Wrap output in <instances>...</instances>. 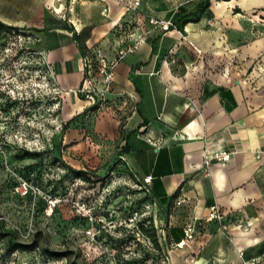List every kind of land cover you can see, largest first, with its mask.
I'll use <instances>...</instances> for the list:
<instances>
[{"label":"crops","instance_id":"crops-1","mask_svg":"<svg viewBox=\"0 0 264 264\" xmlns=\"http://www.w3.org/2000/svg\"><path fill=\"white\" fill-rule=\"evenodd\" d=\"M193 1L190 8L181 4V15L201 0ZM135 2L147 15L145 24L127 37L115 36L114 25ZM48 4L97 9L86 46L101 47L110 58L121 46L141 40L117 64L104 103L92 110L91 100L79 93L86 68L75 38V31L86 26L56 22L38 32L60 91L64 121L83 115V125L71 122L66 133V164L84 169L85 164L105 163L112 152L143 181L151 176L145 184L165 214L161 232L168 252L181 242L184 248L190 220L204 218L218 205L240 222L224 231L213 222L215 249L220 245L228 262H264V60L258 67L249 60L264 55V36L250 32L254 25L264 27V0H211L198 22L166 33L151 30L148 18L158 16L151 0ZM3 9L0 4V20L11 23ZM250 37L251 44L241 43ZM232 57H239L240 64L232 65ZM220 150L230 153V160H213L204 171L206 154ZM181 262L172 257L173 264Z\"/></svg>","mask_w":264,"mask_h":264},{"label":"rangeland","instance_id":"rangeland-1","mask_svg":"<svg viewBox=\"0 0 264 264\" xmlns=\"http://www.w3.org/2000/svg\"><path fill=\"white\" fill-rule=\"evenodd\" d=\"M5 1L0 0V4L11 19L5 24L16 29L0 33V222L5 230L2 233L14 232L19 242H37V247L8 255L9 235H4L0 238V264H173V256L183 261L181 264H264L241 259L228 262L221 246L215 249L212 242L213 222L205 220L200 221L195 236L184 248L174 245L168 252L161 232L164 212L151 198L145 182L120 166L112 152L105 163L85 164L91 182L74 185L78 189L64 198L69 201L53 211L48 208L50 192L47 187L40 188L28 172L38 169L41 157L36 154L43 152L60 163L50 177L59 173L68 185L72 184V173L67 171L71 166L64 159L71 121H64L60 91L48 72L38 32L56 22L72 21L84 24L88 34L98 10L90 5L56 9L49 0ZM151 1L153 14L172 17L173 30L183 27L181 6L190 8L195 2ZM136 7L135 3L126 6L125 15L113 27L119 29L117 37H127L145 24L147 15ZM126 24H130V31ZM252 27L254 36H264V27ZM241 43L251 44L252 37ZM228 59L234 66L240 64L239 57ZM249 60L258 67L264 55ZM216 66L222 67V58ZM22 179L32 186L24 196ZM141 223L155 226L159 248L138 231Z\"/></svg>","mask_w":264,"mask_h":264},{"label":"built area","instance_id":"built-area-1","mask_svg":"<svg viewBox=\"0 0 264 264\" xmlns=\"http://www.w3.org/2000/svg\"><path fill=\"white\" fill-rule=\"evenodd\" d=\"M135 5L138 6L139 2H135ZM148 23L152 31H157L161 33L169 32L173 30V28H175V24L172 18L166 19L158 16H150L148 18ZM140 42L141 40L121 46L116 51V55L113 58H110L107 52L101 47H96L92 49V59H88V57H84L86 77L82 87L79 90L80 95L86 99L91 100L93 105L99 104L101 101H105V94L109 92L111 89V85L113 83V79L115 75V68L117 64L121 60H123L128 54L135 52L138 49ZM90 60H94L96 64V71L93 75L90 71ZM46 65L51 78L53 79L54 82H56L52 68L47 63V61H46ZM230 157H231L230 153L221 150L217 152L208 153L206 154L205 164L203 169L204 171L208 172L210 163L213 160L226 162L230 160ZM151 180L152 177L148 176L144 179V182L146 184H149ZM21 187L24 189L22 191L23 196L27 195L29 191L32 189L31 183L23 179L21 181ZM63 201L66 202L69 200H66L60 196H54V197L50 196L47 200L48 208L51 211H53ZM82 210L85 211V205L82 206ZM201 220H205L207 222H216L219 224L220 228L224 230L228 229L230 224L240 222L239 218H236L233 215H229L220 206L213 205L209 208V211L204 218L195 217L189 223L186 224V226L184 227V234H185V239L187 241L193 239L195 233L197 232L198 225L201 224L200 223ZM2 222L3 221H1L0 223Z\"/></svg>","mask_w":264,"mask_h":264},{"label":"trees","instance_id":"trees-1","mask_svg":"<svg viewBox=\"0 0 264 264\" xmlns=\"http://www.w3.org/2000/svg\"><path fill=\"white\" fill-rule=\"evenodd\" d=\"M210 5H211V0H201L197 4L194 10L186 12L180 17L182 21V26L190 22H198L201 19V17L206 13V11L209 9ZM129 23L132 22L130 21ZM126 25H128V30L130 31L131 29L130 24H126ZM15 29L16 28L9 26L0 20V33L2 32L6 33L11 31L14 32ZM113 33L115 36H117V34H119V29L114 28ZM131 33L132 32L130 31L128 34ZM87 36L88 35L85 34L84 30L81 31L80 33H77L75 31V38L78 45L80 46L82 54L84 55V57H88V59H92V49L86 46ZM90 71L92 75L96 71V64L94 60H90ZM97 108H98V104L94 105L92 110H95ZM81 116L83 115H80L71 121L76 123L75 126L78 128H80L81 125H83V121L80 120ZM36 155L41 157V161L39 163L40 165L38 166V169L36 171L30 172L31 170H29L28 176L32 174L40 188L47 187V190L50 192V195L52 197L54 196H60L62 198L69 197L74 192V190L78 189V186L74 188V185H81L78 184L79 182L82 184L91 182L90 174L86 168L75 169L73 167H68L67 171L68 172L70 171L72 173V181H73L72 184L70 183L69 185L66 183L65 176H61L59 173H56L50 177V172H52L55 168L58 167L56 166V164H60L59 161H57L55 158L53 159L51 155L47 157V154L43 152H39ZM120 161L121 159L117 161V163L120 164V166L124 167L125 169H129L127 164H122ZM3 226L4 225L2 222L0 225L1 228L0 238L4 237V235H9L6 252H5L6 254L10 255L17 250L32 251L37 247V242H33L31 244L19 242L14 232H5L6 234L2 233L5 231ZM150 227L151 228H149L145 223H141L138 226V231L142 233L144 236L148 237L152 241L154 247L159 248L160 245L158 242L156 228L152 224ZM47 252L51 254H57L56 252L49 250H47Z\"/></svg>","mask_w":264,"mask_h":264},{"label":"bare ground","instance_id":"bare-ground-1","mask_svg":"<svg viewBox=\"0 0 264 264\" xmlns=\"http://www.w3.org/2000/svg\"><path fill=\"white\" fill-rule=\"evenodd\" d=\"M183 243H184V242H183ZM181 244H182V243H181ZM181 244H179L178 246L181 247V246H180Z\"/></svg>","mask_w":264,"mask_h":264}]
</instances>
